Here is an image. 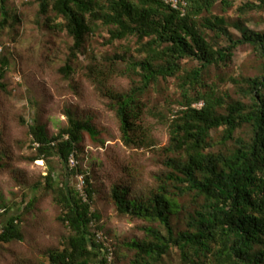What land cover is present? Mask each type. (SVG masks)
Here are the masks:
<instances>
[{"label":"trees","instance_id":"trees-1","mask_svg":"<svg viewBox=\"0 0 264 264\" xmlns=\"http://www.w3.org/2000/svg\"><path fill=\"white\" fill-rule=\"evenodd\" d=\"M37 19L54 32H66L73 39L69 58L61 68L66 78L73 72L71 63L83 51L87 37L101 26L108 28L107 44L135 38L138 57L116 54L126 62V71L139 79L125 92L108 89L113 109L121 122L123 140L133 142L136 121L144 113L143 97L152 85L177 78L182 109L174 114L170 139L165 147L168 171L159 175V184L148 194L137 195L131 185H115L112 197L121 214L148 222L145 237L125 246L133 255L127 264H164L165 257L177 249L181 264H264V31L251 30L235 23L242 31L236 37L223 16L213 15L220 2L226 9L232 0H178L177 8L166 0H36ZM0 35L4 28L14 30L19 23L16 12L0 0ZM248 3L241 15L263 10ZM205 15V16H204ZM209 29L225 46L208 41L200 28ZM252 46L261 57L260 72L235 78L242 94L227 100L218 94V85L209 83L211 68L227 66L237 48ZM0 47V89L9 58ZM189 58L198 65L187 68ZM93 57L88 74L105 87V69ZM224 110V111H222ZM33 160L49 162L59 157L66 174L59 182L54 171L45 176V189L54 193L61 208L59 220L69 229L63 246L48 251L50 264H105L107 246L94 227L98 215L93 211L95 189L92 176L78 160L84 132L96 138L99 131L91 119L69 116V125L49 136L43 124L29 126ZM223 128L216 138L212 133ZM246 129L244 134L239 132ZM83 176V185L71 181ZM35 200H29L32 207ZM0 203V246L23 239L22 213ZM173 216L183 219L184 227L173 224ZM106 241V240H105ZM111 246V244H109ZM112 247V246H111ZM114 263L120 264V246L114 244Z\"/></svg>","mask_w":264,"mask_h":264},{"label":"rangeland","instance_id":"rangeland-1","mask_svg":"<svg viewBox=\"0 0 264 264\" xmlns=\"http://www.w3.org/2000/svg\"><path fill=\"white\" fill-rule=\"evenodd\" d=\"M226 9L218 2L213 15L226 18L229 30L241 37L235 23L242 21L248 29L264 31V9L241 15L239 8L260 0H232ZM11 12H16L19 23L14 30L6 27L0 35V47L9 58L4 76L5 88L0 89V203L12 213H22L23 239L0 246V264H50L48 251L63 246L69 229L61 223V208L54 193L46 191L45 176L50 170L61 182L66 174L59 157L49 162L33 160L36 150L31 145L29 126L43 124L49 136L58 134L69 125V116L91 119L99 131L96 138L84 132L80 143L78 162L92 176L96 191L93 211L99 216L94 222L97 235L113 247L119 245L120 264H127L133 252L125 245L145 237L148 222L121 214L112 197L115 185H131L137 195L148 194L159 184V175L168 171L165 163L174 114L182 109V94L178 79L173 77L152 85L143 97L144 113L136 121V133L131 144L123 140L121 122L113 109L108 89L125 92L139 78L126 71V62L115 58L114 64L106 59L116 54L138 57L135 38L107 44L108 28L87 37L78 59L69 62L73 72L66 78L61 71L69 58L73 39L66 32L49 30L44 19H37L36 0H6ZM1 9V2H0ZM205 16V15H204ZM208 41L225 46L224 39L200 26ZM96 57L105 69V87L88 74L87 66ZM261 57L252 46L237 48L227 66L211 68L207 81L218 85V94L227 100L240 99L242 94L234 83L260 72ZM184 67L193 68L197 61L186 58ZM224 111V110H222ZM223 128L213 131L219 138ZM247 130L239 132L244 134ZM81 184V176L71 181ZM35 204L27 207L29 200ZM173 224L183 228V219L173 216ZM115 256V254H114ZM164 264H181L177 249L165 257Z\"/></svg>","mask_w":264,"mask_h":264},{"label":"built area","instance_id":"built-area-1","mask_svg":"<svg viewBox=\"0 0 264 264\" xmlns=\"http://www.w3.org/2000/svg\"><path fill=\"white\" fill-rule=\"evenodd\" d=\"M167 3L171 4L173 7L177 8L179 5L178 0H166ZM2 49V48H1ZM38 145V143L34 142L33 146L34 148ZM70 165L75 166L78 163V160L75 158V156L71 155L70 156ZM83 176L81 175V184L79 188L82 187L83 185ZM100 237V235H98ZM104 245L107 246V257L105 260V264H113L114 263V250L111 246H109V243L104 240Z\"/></svg>","mask_w":264,"mask_h":264}]
</instances>
